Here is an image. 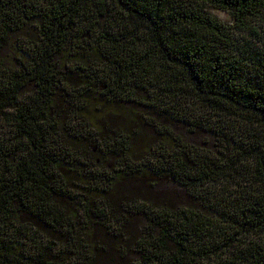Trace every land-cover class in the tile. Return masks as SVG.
<instances>
[{
  "label": "trees",
  "instance_id": "1",
  "mask_svg": "<svg viewBox=\"0 0 264 264\" xmlns=\"http://www.w3.org/2000/svg\"><path fill=\"white\" fill-rule=\"evenodd\" d=\"M0 264H264V0H0Z\"/></svg>",
  "mask_w": 264,
  "mask_h": 264
},
{
  "label": "rangeland",
  "instance_id": "2",
  "mask_svg": "<svg viewBox=\"0 0 264 264\" xmlns=\"http://www.w3.org/2000/svg\"><path fill=\"white\" fill-rule=\"evenodd\" d=\"M210 12H211V14L216 16L219 20H222V21H225V22H229L230 21L229 17L225 13H222V12H219V11H216V10H211ZM165 192L167 194L171 195L174 199H177V200L180 199V194L178 192H176L174 190V188L172 186H170V185L166 186Z\"/></svg>",
  "mask_w": 264,
  "mask_h": 264
}]
</instances>
